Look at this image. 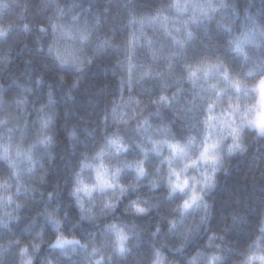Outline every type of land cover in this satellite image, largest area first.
I'll list each match as a JSON object with an SVG mask.
<instances>
[{"label":"clouds","instance_id":"obj_1","mask_svg":"<svg viewBox=\"0 0 264 264\" xmlns=\"http://www.w3.org/2000/svg\"><path fill=\"white\" fill-rule=\"evenodd\" d=\"M0 264H264V0H0Z\"/></svg>","mask_w":264,"mask_h":264}]
</instances>
